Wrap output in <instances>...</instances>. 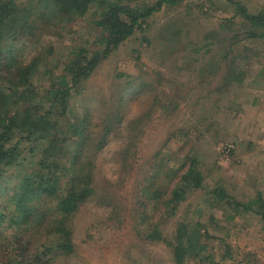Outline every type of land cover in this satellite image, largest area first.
I'll return each mask as SVG.
<instances>
[{"label":"rangeland","instance_id":"rangeland-1","mask_svg":"<svg viewBox=\"0 0 264 264\" xmlns=\"http://www.w3.org/2000/svg\"><path fill=\"white\" fill-rule=\"evenodd\" d=\"M240 1L251 10L264 3ZM233 13L229 0L164 4L72 96L67 118L84 136L91 134L87 145L103 144L84 154L94 163V191L69 216L73 251H54L48 264H175L171 248L147 233L157 227L171 238L178 221L196 220L207 226L218 260L229 247L232 258L221 264H264V235L254 215L228 221L222 206L204 202L218 184L239 201L264 193V42L240 43L251 49L245 52L247 73L225 88L222 55L238 23L221 24ZM80 26L73 38L94 34L86 22ZM64 32L55 30L47 44L55 57L64 51V37L56 39ZM19 51L27 59L36 49L21 43ZM189 156L198 161L204 188L189 193L170 215L150 192L166 193V169L179 173ZM0 203L9 202L3 197ZM3 225L1 233L10 235ZM7 241L0 238V246Z\"/></svg>","mask_w":264,"mask_h":264},{"label":"trees","instance_id":"trees-1","mask_svg":"<svg viewBox=\"0 0 264 264\" xmlns=\"http://www.w3.org/2000/svg\"><path fill=\"white\" fill-rule=\"evenodd\" d=\"M178 1L0 0V198L9 202L0 203V238L8 240L0 246V264H48L54 251H73L69 216L94 191V163L84 154L103 143L86 144L91 134L84 136L83 129L67 118L70 100L99 63L136 30H143L153 13ZM229 2L233 17L221 26L238 25L231 29L222 55L225 88L241 83L247 73L250 57L245 52L251 49L240 43L264 42V3L251 10L240 0ZM81 22L94 34L77 40L70 34L83 30ZM55 30L66 31L56 37L66 41L57 57L53 45H47ZM21 43L35 47L31 57L20 55ZM186 160L179 173L166 169V193L160 188L150 192L170 215L189 193L204 188L196 157ZM14 168L18 174L8 177ZM9 182L14 185L9 187ZM207 195L204 202L222 206L228 221L254 215L264 235V193L239 201L218 184ZM4 222L10 235L1 233ZM147 237L169 246L175 264H221L225 256L232 258L227 245L221 259L216 258L207 226L198 220L178 221L171 238L157 227ZM220 240L226 244L223 237Z\"/></svg>","mask_w":264,"mask_h":264}]
</instances>
